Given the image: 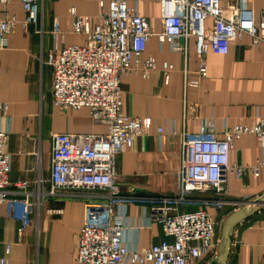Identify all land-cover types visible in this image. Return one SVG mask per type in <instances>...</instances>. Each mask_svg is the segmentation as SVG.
<instances>
[{
  "label": "crops",
  "instance_id": "1",
  "mask_svg": "<svg viewBox=\"0 0 264 264\" xmlns=\"http://www.w3.org/2000/svg\"><path fill=\"white\" fill-rule=\"evenodd\" d=\"M221 1L224 5L238 3L251 11L256 21L264 19V0ZM71 7L76 8L77 14L89 17L92 24L98 22L97 0H41L37 24L23 23L26 13L21 0H11L6 6V12L20 21L8 36L7 46L0 50V104L8 106L4 112L0 110V130L8 131L5 150L11 156L12 191L17 190L18 181H28L32 190L33 182L50 178L53 133L108 131L106 124L96 122L87 108L74 110L54 104V69L46 62L48 52L88 43L85 34L72 30ZM137 8L148 18L153 32L140 62L151 56L157 68L148 77L141 66L122 77V112L146 120L148 129L135 138L131 148L116 156L114 180L126 198L125 207L117 206L115 215L124 221L128 248L144 250L164 239L171 240L153 219L147 198L180 193L184 136L198 133L205 121L215 123L218 138L224 136L226 128L264 122V44H253L251 37L243 34L231 42L227 54L207 53V74L201 76L195 37L175 36L171 41L161 42L160 0H140ZM6 12L0 5V18ZM206 25L211 27L212 20L208 19ZM176 46L185 50H175ZM165 62L174 65L168 82L163 70ZM262 156L258 138L243 135L234 141L230 160L244 167V172L240 177L229 176L225 196L239 203L207 204L212 198L224 196L197 192L192 195L197 202L182 203L179 210L204 208L215 222L226 221L246 202L264 194V171L256 177L249 169ZM99 192L82 189L47 197L31 214L21 239L18 231L21 221L10 216L7 206L1 204L0 244L2 251L6 243L11 244L10 264L74 263L86 205L107 200L103 192L98 197ZM219 246L215 253L190 264H209L218 254ZM226 264H264V204L234 228Z\"/></svg>",
  "mask_w": 264,
  "mask_h": 264
},
{
  "label": "built area",
  "instance_id": "2",
  "mask_svg": "<svg viewBox=\"0 0 264 264\" xmlns=\"http://www.w3.org/2000/svg\"><path fill=\"white\" fill-rule=\"evenodd\" d=\"M41 0H21L26 13L24 24H37ZM100 6L98 22L79 15L70 8L72 30L85 34L86 45H70L48 52L46 62L54 69L53 100L56 106L74 110L87 108L92 118L108 127L105 134H52L50 178L33 182L15 183L12 191L10 179L11 156L6 152L7 130H0V205L5 204L10 216L21 221L20 238L31 221V214L47 197L62 191L82 189L98 190L106 201L86 205L85 222L79 232L78 252L72 264H190L215 253L219 246L216 222L204 209L180 211L182 203H196L194 193L221 194L207 204L222 206L239 202L225 197L230 175L240 177L244 167L234 165L230 153L234 141L245 134L255 135L262 147L263 156L249 167L254 176L264 171V122L253 125L238 124L226 128L224 136H216L215 123L205 121L198 133L183 138L181 167L182 186L178 195L148 197L153 219L163 229L164 239L144 250L130 249L124 239V221L115 215L117 206L125 205V198L116 185V156L134 145L135 138L148 129L147 121L129 117L122 112V77L142 68L150 76L157 68L155 58L143 63L140 57L153 36L147 17L139 13L140 0H97ZM134 2V5L130 4ZM11 0H0L6 12ZM163 31L161 42L175 36L196 39V54L200 59L199 73L207 74L205 56L209 52L227 54L230 44L243 34L253 44H264V19L256 21L252 12L238 3L224 5L221 0H160ZM107 5V6H106ZM208 19L212 26L207 27ZM14 14L6 12L0 18V50L8 43V36L19 24ZM175 50L185 48L176 46ZM174 65L165 62V82ZM0 104V110L7 109ZM162 132V128H159ZM125 207V206H124ZM61 213L62 209H50ZM11 244H0V264H10Z\"/></svg>",
  "mask_w": 264,
  "mask_h": 264
},
{
  "label": "water",
  "instance_id": "3",
  "mask_svg": "<svg viewBox=\"0 0 264 264\" xmlns=\"http://www.w3.org/2000/svg\"><path fill=\"white\" fill-rule=\"evenodd\" d=\"M264 204V194L252 201L246 202L241 208L233 212L225 221L222 228L218 254L209 264H226L231 253L232 235L234 228L250 215L260 210Z\"/></svg>",
  "mask_w": 264,
  "mask_h": 264
},
{
  "label": "rangeland",
  "instance_id": "4",
  "mask_svg": "<svg viewBox=\"0 0 264 264\" xmlns=\"http://www.w3.org/2000/svg\"><path fill=\"white\" fill-rule=\"evenodd\" d=\"M216 222H217V230H216L217 237H218V239H220L221 238V233H222V228H223V225H224L225 221L221 222V220H216Z\"/></svg>",
  "mask_w": 264,
  "mask_h": 264
}]
</instances>
